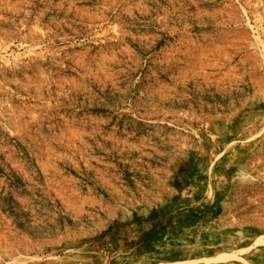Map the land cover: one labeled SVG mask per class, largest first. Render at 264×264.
<instances>
[{
    "label": "rangeland",
    "instance_id": "obj_1",
    "mask_svg": "<svg viewBox=\"0 0 264 264\" xmlns=\"http://www.w3.org/2000/svg\"><path fill=\"white\" fill-rule=\"evenodd\" d=\"M0 264H264V0H0Z\"/></svg>",
    "mask_w": 264,
    "mask_h": 264
}]
</instances>
